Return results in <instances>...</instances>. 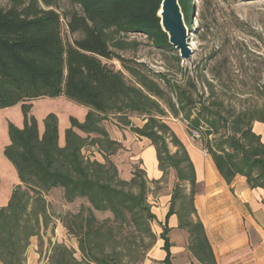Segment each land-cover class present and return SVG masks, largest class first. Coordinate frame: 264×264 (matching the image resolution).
Instances as JSON below:
<instances>
[{
	"label": "trees",
	"instance_id": "trees-1",
	"mask_svg": "<svg viewBox=\"0 0 264 264\" xmlns=\"http://www.w3.org/2000/svg\"><path fill=\"white\" fill-rule=\"evenodd\" d=\"M7 1L9 7H0V110L20 105L24 125L9 123L10 143L2 151L20 183L8 204L0 207V264H25L30 239L53 224L46 199L53 189L63 190L66 203L86 199L89 206L60 218L68 235L77 239L80 258L72 247L55 242L47 264L144 263L156 241L151 225L159 221L148 203L146 172L138 166L130 180L119 177L112 158L122 146L102 125L109 115L123 117L132 133L151 142L164 177L174 170L177 182L167 218L176 215L179 227L190 233L188 247L196 260L217 264L202 222L194 219L195 166L164 117L181 115L190 137L200 134L194 140L228 184L242 176L248 188L264 190V142L254 130L255 123L264 125V110L249 108L225 115L217 101L197 98L194 81L184 88L165 73L154 78L143 64L112 50L130 46L123 37L141 34L155 48L174 51L161 27L162 0H68L78 8L64 15L59 0ZM179 5L185 22L190 21L194 0H179ZM63 19L72 42L62 37ZM157 78L165 83L164 89ZM202 82L214 95L213 84ZM44 97H66L89 109L82 122L70 117L64 145L56 114L44 118L43 131L31 114L32 102ZM130 114L143 116L146 122L133 127ZM87 147L96 148L104 162L86 158ZM96 211L113 217L99 221ZM131 228L146 235L149 245L144 249L129 245L130 236L121 233H130ZM168 229L163 225L161 234L165 264H171Z\"/></svg>",
	"mask_w": 264,
	"mask_h": 264
},
{
	"label": "rangeland",
	"instance_id": "rangeland-1",
	"mask_svg": "<svg viewBox=\"0 0 264 264\" xmlns=\"http://www.w3.org/2000/svg\"><path fill=\"white\" fill-rule=\"evenodd\" d=\"M9 6L7 0H0V7ZM76 8L78 7H73L68 0H59L58 9L62 15ZM191 10L192 13L188 16L190 21L185 22L190 33L188 48L191 49V56L188 59H182L178 49L174 48V51H170L155 48L149 38L141 34L123 37L130 46L123 50L112 47V50L132 63L143 64L145 66L143 69L150 71L152 77L154 74L165 73L172 82L184 88L194 81L199 94L197 98L201 96L202 101L207 99L210 102L217 101L225 115L249 108L264 110V0H194ZM62 37L65 42H72L74 39L68 32L65 19L62 20ZM134 43L138 45L131 46ZM177 56L179 61H176ZM114 64L118 69H122L117 62ZM125 75L129 77L126 71ZM204 79L213 84L214 95H211L210 90L205 87V83L202 82ZM157 80L164 89L165 83L158 78ZM88 111V108L77 105L66 97H44L32 102L31 114L40 123L41 131L44 128V118L51 113L56 114L60 123V142L64 145L65 131L71 125L70 117L79 121ZM23 118V110L19 105L0 113V144L10 142L9 123L23 128ZM122 118L118 115H109L102 124L108 135L122 146L112 159L118 167L119 177L123 180H130L132 172L138 166L146 172L150 191L148 203L151 205L152 213H157L160 199L173 192L174 170L169 169L166 176L162 175L159 180H151L141 159V154L149 141L140 140L138 143L136 135H132L134 133L124 125ZM128 118L133 127H141L146 122L144 117L138 114H130ZM164 120L178 137H187L192 144L196 143L200 147L199 141L193 140L187 133L188 123L181 115L179 118H174L168 113ZM172 149L175 151L174 148ZM83 150L86 158L104 162L102 154L96 148L87 147ZM14 179L17 180L15 167L9 163L4 154H1L0 207L6 206L9 202L11 192L17 186L12 185ZM46 199L53 224L48 229H42L39 236L30 239L25 254V264H47L51 243L55 242L72 247L80 258L77 239L68 235L60 218L70 213L77 214L82 205L89 206L87 200L66 203L61 189H53ZM95 215L99 221L113 217L109 212L96 211ZM159 228V222L154 221L151 230L156 235V241L159 237ZM121 234H124V237L130 236L128 243L134 248L144 249L150 243L146 235L135 231L134 228H131L130 233L125 230ZM150 252L147 253L144 263Z\"/></svg>",
	"mask_w": 264,
	"mask_h": 264
},
{
	"label": "crops",
	"instance_id": "crops-1",
	"mask_svg": "<svg viewBox=\"0 0 264 264\" xmlns=\"http://www.w3.org/2000/svg\"><path fill=\"white\" fill-rule=\"evenodd\" d=\"M8 108L0 110V113ZM84 119L85 117L79 121L82 122ZM254 130L262 136L264 142V125L255 123ZM136 137L138 143L140 140L149 141L138 135ZM180 139L187 147L195 166L198 192L194 198L196 209L194 219L202 222L217 264H264V190L248 188L242 176H237L228 184L216 172L213 161L201 147L196 143L192 144L187 137ZM9 143L0 144V156ZM141 159L151 180L163 177L159 170L156 149L150 141L142 152ZM174 175L172 174V185L175 186L177 179ZM19 183L17 177L12 185ZM170 199L171 194L161 198L157 213H154L160 225L159 237L144 264H165L163 261L167 252L164 248L165 242L161 238L163 225L169 228L167 237L170 242L171 264H201L188 247L190 233L179 227V218L176 215L167 218Z\"/></svg>",
	"mask_w": 264,
	"mask_h": 264
},
{
	"label": "water",
	"instance_id": "water-1",
	"mask_svg": "<svg viewBox=\"0 0 264 264\" xmlns=\"http://www.w3.org/2000/svg\"><path fill=\"white\" fill-rule=\"evenodd\" d=\"M159 18L163 31L169 37L170 46L180 50L179 55L182 59H188L191 56V49L188 48L190 33L179 0H162Z\"/></svg>",
	"mask_w": 264,
	"mask_h": 264
},
{
	"label": "built area",
	"instance_id": "built-area-1",
	"mask_svg": "<svg viewBox=\"0 0 264 264\" xmlns=\"http://www.w3.org/2000/svg\"><path fill=\"white\" fill-rule=\"evenodd\" d=\"M199 138H200V134L195 132V136L192 139L194 140V139H199ZM203 151L207 155V152L205 150H203Z\"/></svg>",
	"mask_w": 264,
	"mask_h": 264
}]
</instances>
